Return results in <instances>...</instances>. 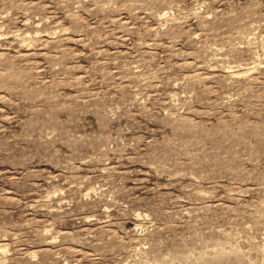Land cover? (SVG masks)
<instances>
[{"label":"rangeland","instance_id":"1","mask_svg":"<svg viewBox=\"0 0 264 264\" xmlns=\"http://www.w3.org/2000/svg\"><path fill=\"white\" fill-rule=\"evenodd\" d=\"M0 264H264V0H0Z\"/></svg>","mask_w":264,"mask_h":264}]
</instances>
